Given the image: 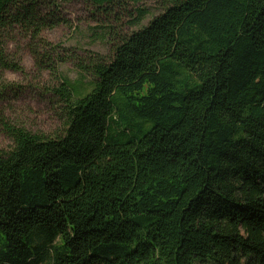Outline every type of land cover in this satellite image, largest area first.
<instances>
[{
	"label": "trees",
	"instance_id": "1",
	"mask_svg": "<svg viewBox=\"0 0 264 264\" xmlns=\"http://www.w3.org/2000/svg\"><path fill=\"white\" fill-rule=\"evenodd\" d=\"M61 1L0 0V80L21 38L43 67ZM160 2L75 58L89 88L51 68L58 132L3 124L0 264H264V0Z\"/></svg>",
	"mask_w": 264,
	"mask_h": 264
},
{
	"label": "rangeland",
	"instance_id": "2",
	"mask_svg": "<svg viewBox=\"0 0 264 264\" xmlns=\"http://www.w3.org/2000/svg\"><path fill=\"white\" fill-rule=\"evenodd\" d=\"M138 8L146 10L147 15L139 26H133L134 11ZM161 11L160 0H142L138 4L123 0L108 12H100L87 0H62L63 23L44 31L42 39L48 47L44 48L43 44L38 47L40 53L54 48L43 67H39L31 55L27 40L21 38L10 44L7 49L9 61L17 59L22 69L5 71L0 80V150L11 145L3 124L40 135H53L61 129L60 106L47 90L58 85V80L51 74L52 69L57 76L89 88L91 78L80 80L75 58H110L117 38L146 26Z\"/></svg>",
	"mask_w": 264,
	"mask_h": 264
}]
</instances>
